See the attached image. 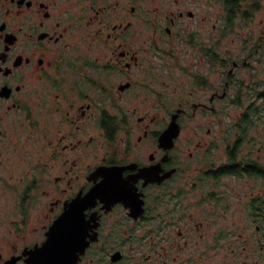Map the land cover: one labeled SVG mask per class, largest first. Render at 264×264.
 <instances>
[{
	"label": "flooded vegetation",
	"instance_id": "flooded-vegetation-1",
	"mask_svg": "<svg viewBox=\"0 0 264 264\" xmlns=\"http://www.w3.org/2000/svg\"><path fill=\"white\" fill-rule=\"evenodd\" d=\"M0 264H264V0H0Z\"/></svg>",
	"mask_w": 264,
	"mask_h": 264
},
{
	"label": "snow or ice",
	"instance_id": "snow-or-ice-1",
	"mask_svg": "<svg viewBox=\"0 0 264 264\" xmlns=\"http://www.w3.org/2000/svg\"><path fill=\"white\" fill-rule=\"evenodd\" d=\"M121 185L124 188L125 191H127L129 194L133 191L134 189V184L130 183L127 180L121 181Z\"/></svg>",
	"mask_w": 264,
	"mask_h": 264
},
{
	"label": "rangeland",
	"instance_id": "rangeland-1",
	"mask_svg": "<svg viewBox=\"0 0 264 264\" xmlns=\"http://www.w3.org/2000/svg\"><path fill=\"white\" fill-rule=\"evenodd\" d=\"M262 20H263V17L259 16V17H258V22H261ZM256 29H257V30H260V27H257Z\"/></svg>",
	"mask_w": 264,
	"mask_h": 264
}]
</instances>
